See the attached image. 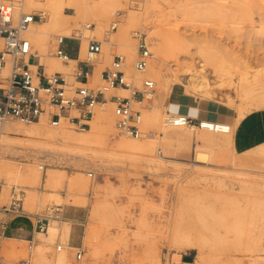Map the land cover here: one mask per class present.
Here are the masks:
<instances>
[{"label": "rangeland", "instance_id": "obj_1", "mask_svg": "<svg viewBox=\"0 0 264 264\" xmlns=\"http://www.w3.org/2000/svg\"><path fill=\"white\" fill-rule=\"evenodd\" d=\"M109 2L118 5L106 7L105 2L98 4L97 9L105 6L106 10L98 15L97 20L102 21L103 29H109L113 35L90 37L100 39L97 40L102 45L101 69L110 66L112 58L109 61L105 58L109 52L124 55L126 71L127 55L123 52L126 48L123 43L132 39L128 37L132 30H140L147 39L158 32L168 36L169 51L164 61H158L162 73L172 74L170 66L178 58H188L196 63L203 60L207 64L206 59L214 58L211 54L215 51L216 57L232 73L233 80L240 77L246 66H250V73L246 75L248 81L253 82L254 87L264 83V0H161L155 8L147 11L143 0ZM65 11L72 12L69 8ZM119 12L122 16L117 28L111 29ZM86 20H81L78 26L82 27ZM88 22H91V27L96 25V21ZM75 33L73 31L71 35ZM181 34L184 36L182 40L173 39L176 38L173 35ZM111 35H115L116 42L120 44ZM151 42L149 39V48L156 55ZM105 43H109L108 47ZM55 59L58 58L55 56ZM68 65L70 67L65 72L72 80L75 62ZM207 67L211 69L209 64ZM230 72L228 74L231 75ZM209 77L213 81V75ZM179 80L182 82L185 78L180 76ZM227 80L224 79L221 88H215L214 100L182 83H173L159 111L155 107L154 96L146 101L142 111V115L145 113L141 123L142 135L138 140L149 141L151 150L144 154H122L110 149L115 154L86 152L76 153L72 158L66 149L57 148L55 152L48 153L44 147L11 139L10 142L24 146H13L12 151L0 148L1 162L8 166L0 170V218L5 211L13 209L12 199L17 197L18 206L14 211H24L45 220L31 241L6 239L0 234V264H22L24 260L29 264H55L59 251L56 246L60 244V250L64 249L63 237L60 233L52 236L47 231L51 225L61 227L63 224L70 227L68 242L75 246L66 264L73 261L76 248L84 252L83 264H154L155 257H158V264L169 261L180 264L178 256L179 260L192 261L196 255L206 258L200 264H219L217 261L222 258V264H226L229 255L245 257L246 264L256 255L264 259V220L257 209L253 208L255 213L248 209L250 206L252 210V205L264 200V143L236 152L230 133L163 123L175 113L172 103H176L177 95L182 93L200 103L211 101L227 106L236 112L235 121L240 113L242 118L246 113L264 109V104L257 99L235 95ZM89 84L96 89L103 84L108 86L102 79L96 84L89 79ZM133 84L138 89L142 88ZM227 94L234 95L231 105L227 103ZM112 106L113 103L110 107L105 104L110 112ZM91 124L92 118L89 128ZM112 124V128L106 130L111 140L120 137L135 140L115 126V118ZM61 125L74 135L83 132ZM194 139H201L207 146L223 147L206 153L196 146V152L200 151L205 156L204 159H196L192 156ZM41 164L43 168H39ZM12 168L18 169L21 175L16 176ZM182 186L188 187L187 190L183 192ZM81 187L85 194L80 196L79 202L73 203L69 193H76ZM52 195L59 199L51 198ZM243 205L248 206L250 213L245 211L246 207L242 208ZM47 222L52 224L47 227ZM234 235L240 238V250L227 239ZM172 237L179 240L174 241ZM192 244L200 246L201 253Z\"/></svg>", "mask_w": 264, "mask_h": 264}, {"label": "bare ground", "instance_id": "obj_2", "mask_svg": "<svg viewBox=\"0 0 264 264\" xmlns=\"http://www.w3.org/2000/svg\"><path fill=\"white\" fill-rule=\"evenodd\" d=\"M143 1H144L143 2L144 9L146 11L155 8L158 4L161 3V0H143ZM103 2L107 4L106 7L118 5V3L109 2V0H107V2L105 0H25L24 2L25 10L27 9L28 11L33 12V13L40 12L46 15V18L44 17L45 19L43 18L41 20H36L32 22L29 26V29L26 32H24V35L34 45L38 56H40L39 63L44 65V68L47 72L48 71H66L70 67L68 64L75 62L72 59L69 61L68 64H64L60 62L58 59L57 60L59 62H57L53 54V47L51 45V39H53L54 37H57L56 35L58 34L59 35L63 34L65 36L71 35L73 31H75L76 32L75 36H78V37L80 36L82 38L80 55L81 57H84L86 54V46H87L88 38L94 37V36L102 38V36L104 37L108 33H111L109 29L107 28L103 29L104 23L102 21L97 20L98 15H102L104 13V10H106L105 6H103L102 9H97L98 4H101ZM66 8L71 9L72 12L67 13L65 11ZM4 10L7 11L9 10V8L4 7ZM17 11L18 9H16L15 12L17 13ZM84 19H88L89 21H96V25L94 27H91V22H88V20H86L85 21L86 23L84 22L85 24L82 27H79L78 26L79 23L81 22V20L83 22ZM148 31H150V29H148ZM165 34L160 33V32L156 34H151V37L149 39L154 44L153 49L156 52V55L152 54V57L149 61L148 66L143 71L135 70L132 64L133 62L132 59L136 53V44L134 43L133 38L129 35L128 37L132 39H127V40L125 39L127 41L126 43L122 42L123 45L126 46V48L123 47L124 49L123 48L122 49L124 50L123 52L127 55V62H126V68H125L126 70L125 74L127 78L132 79V81L135 84H138V87L142 85L143 79L147 77L148 78L150 77L155 82V93L156 94L154 93L153 101L156 103L155 107L158 111L161 109L163 102L167 100L171 92L173 83L174 84L182 83L183 85L187 86L191 90L198 92V93H202L204 97H208L211 100H214L213 93H214L215 88H221L224 83L223 81L226 78L228 79L226 81L228 82L227 83L228 87H230L231 89L235 91V95L237 94L243 98L257 99L261 104H264V83H259L260 84L259 87H254V83L248 81V76L246 75L250 73V70H249L250 66L249 67L246 66L245 70H242L240 77L236 80H233V78L231 77L232 73L229 70H227L228 68L225 67L224 62H222L220 58L216 57L217 53H215V51L212 52L211 54L214 58H211V59L207 58L205 61L207 62V64L211 66V69L207 67L206 63L202 62L203 60L196 63L188 58H183L181 60L178 58L177 61L171 64L170 66L172 70V74L162 73L158 61H162V60L164 61L167 55L166 53H168L169 51L168 50L169 38L168 36H165ZM112 35L111 37L114 38L115 35L114 36ZM173 36L176 37V38H173L175 40L177 38L180 40L184 38L182 34L181 36L179 35H173ZM128 37H125V38H128ZM107 40L105 42H107ZM114 41L116 42L115 38H114ZM172 43L173 44L175 43L174 40L172 41ZM105 44L108 47V44L107 43ZM117 44H120V43H117ZM114 47H116V44ZM105 53L107 52L105 51ZM108 53L105 58L106 60L108 58V61H109V59L112 58L113 54H108ZM203 53L207 54L206 52H203ZM38 61H39V57H38ZM96 64H97L96 70L94 69L95 72L92 73V75L89 78L91 83H95V84L101 81L100 73L99 71H97V69L101 68L102 62L98 60ZM228 71L231 73V75L228 74L229 73ZM209 75H213V78H212L213 81L211 80V77H209ZM180 76H183L185 78V81L181 82L179 80ZM218 82H221V83H218ZM88 84H89V81H88ZM99 89H101L104 92V96H105L104 100L106 101L100 100L103 102H100V103L99 101L97 102L99 104L94 109V113L92 116V124L89 129L83 131L81 134L74 135L70 129L66 128L65 126H62L61 124L58 126H52L47 122L45 118H41L37 122H30L32 124L17 122L13 119H7V120L4 119V120H1L2 122H0V148L4 150L12 151L13 146L19 147V148H22L24 146V145L21 146L18 144H14L13 142H10L11 139H14V141L17 140L19 142H24L26 144L30 143L34 145L35 147H38V146L44 147L48 150V153L55 152L57 148L66 149L70 153L69 157H72V158L74 157L76 153L84 154L86 152L110 155L112 153L111 150H114V151L118 150L122 154H130V153L131 154L133 153L134 154L136 153L144 154L145 152L150 151L151 150L150 142L146 140H138L139 138H135V140H128V139L120 137L118 139L111 140V138L107 135L106 130L112 128L113 126L112 122H114L115 116L113 112H110L111 110L109 111L108 107L107 108L105 107V104L107 103L109 107L112 104V101L109 99L110 95H113V94L128 95L129 90L122 88V87L106 86L104 84ZM232 98H234V95L227 96L226 100L228 101L227 102L228 105L233 104ZM200 104L204 105V101H202ZM174 114L176 113L170 114V116L167 117V122H163V123H165L166 125H170L168 120ZM240 115L242 114L240 113ZM240 115L239 117H237L236 121L233 122V124L218 121V122H221L222 124H229V131L223 132V133H230L231 135H233L235 124L241 118ZM142 116L144 120V117H145L144 112ZM203 130L211 131L205 128H203ZM219 132H222V131H219ZM0 152H2V150ZM112 154H115V153H112ZM1 160H2V157H0V170L6 169V167L8 166L3 164ZM39 168H43V165L42 164L39 165ZM12 170L15 171L16 176L19 177L21 175V172L18 169L12 168ZM187 188L188 187L183 188L182 186L181 189L184 192L187 190ZM83 194H85L84 188L81 187L79 188L78 191H76V193L74 191L70 192L69 199L72 200L73 203H77L79 202V199H81L80 196H84ZM51 198H55V200L59 199L57 195H52ZM69 199H67V201H69ZM245 207H246L245 211H247L248 206H244L242 208L245 209ZM249 207L248 209L250 212L253 211L252 213H255L253 208L257 209L258 211L257 210L256 211L262 214L260 218L264 220V200H260L254 206L252 205L251 207L252 210H250ZM207 210H209L208 207H207ZM250 212L247 211V213H250ZM48 221H50V219ZM50 224L52 223L49 222L47 224V227ZM235 230L238 231L239 229H235ZM47 232L52 236H54L57 233H60L62 235L64 249L61 251L60 249L62 248V245L59 244L60 249L56 253L55 264H66L67 258H68V255L71 249H75V246L70 245L68 242L70 227L68 226V224H63L61 225V227H57L56 225H51L48 227ZM174 232H176V230H174ZM172 239H175L174 241L179 240L176 237L174 238L172 237ZM227 239L230 242V244H232L236 248L239 245H241L239 243L240 238L235 235L232 237H227ZM57 246H56V249H57ZM192 247L196 248L198 253H201L200 246L196 244H192ZM238 249L240 250V247H238ZM229 256L226 258V261H225L226 264H246L247 263V261H245V257L236 256V255H232L230 257ZM256 256L257 257L251 258L250 261H248V264L249 263L250 264L251 263L252 264H264V259L260 258L259 257L260 255H256ZM155 258L158 259V257H155ZM157 259L153 261L154 264H158ZM177 259L180 264H194V263L200 264V263H203L206 258L201 255L200 256L196 255L192 259V261L179 260L180 259L179 256L177 257ZM223 262H224L223 258L217 261V263L219 264H222Z\"/></svg>", "mask_w": 264, "mask_h": 264}, {"label": "built area", "instance_id": "obj_3", "mask_svg": "<svg viewBox=\"0 0 264 264\" xmlns=\"http://www.w3.org/2000/svg\"><path fill=\"white\" fill-rule=\"evenodd\" d=\"M24 2L25 0H0V120L12 118L30 123L45 118L52 126L65 124L75 130L85 131L89 128L97 102L105 99L101 89L88 85L90 66L101 60V42L95 38L88 40L85 58L78 57L75 60L72 80L65 71L48 73L44 65L39 63L33 44L24 35L30 24L43 19L45 14L25 10ZM4 7L9 10L5 11ZM121 16L122 13H117L111 29L117 28ZM130 36L136 44L133 67L137 71H143L152 57L147 35L140 30H132ZM65 38L64 35L55 38L52 43L53 54L62 62L69 63L71 58L63 49ZM100 78L108 86L129 90L128 95L109 96L113 103L115 126L126 136L140 138L142 110L146 101L154 96L155 82L147 77L142 81V88H136L125 74L124 55L119 53L113 55L110 66L101 69ZM168 121L175 127L196 126L211 131H229V124L206 118L195 119L183 113L172 115ZM12 200L13 209L5 210L14 211L18 206V198L14 197ZM41 220L39 227L45 218L42 217ZM57 249H60V245ZM83 258V250L76 248L73 261L69 264H83ZM22 264L29 262L24 260ZM167 264L175 263L169 261Z\"/></svg>", "mask_w": 264, "mask_h": 264}, {"label": "crops", "instance_id": "obj_4", "mask_svg": "<svg viewBox=\"0 0 264 264\" xmlns=\"http://www.w3.org/2000/svg\"><path fill=\"white\" fill-rule=\"evenodd\" d=\"M81 44L82 38L79 36L66 35L63 49L72 60L81 59ZM100 55V59H101ZM40 62V56H39ZM96 65L90 66V76L96 70ZM95 69V70H94ZM101 73V68L97 69ZM188 94L182 93L177 95L175 102L172 103L175 113H183L195 119H211L215 121L227 122L233 124L236 118V112L227 106L211 101L200 104V101L188 97ZM194 128H198L194 126ZM201 129V128H198ZM232 135V146L236 152L245 151L253 148L261 143H264V109L246 113L235 125ZM202 135V134H200ZM197 142V143H196ZM196 146L206 153H210L222 149L217 145L207 146L201 139H194L192 156L196 159H204L202 152H196ZM214 147V148H213ZM219 148V149H218ZM196 153V155H195ZM199 161V160H196ZM41 218L36 215H30L24 211H5L0 218V234L4 238H19L32 240L35 232L39 227Z\"/></svg>", "mask_w": 264, "mask_h": 264}, {"label": "water", "instance_id": "obj_5", "mask_svg": "<svg viewBox=\"0 0 264 264\" xmlns=\"http://www.w3.org/2000/svg\"><path fill=\"white\" fill-rule=\"evenodd\" d=\"M189 260L191 259V257H187Z\"/></svg>", "mask_w": 264, "mask_h": 264}]
</instances>
